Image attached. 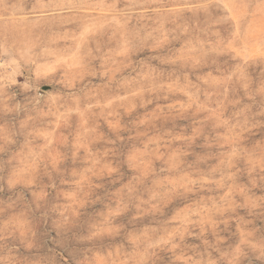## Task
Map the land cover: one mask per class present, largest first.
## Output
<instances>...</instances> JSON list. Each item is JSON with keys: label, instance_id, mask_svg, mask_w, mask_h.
<instances>
[{"label": "clouds", "instance_id": "9594fccd", "mask_svg": "<svg viewBox=\"0 0 264 264\" xmlns=\"http://www.w3.org/2000/svg\"><path fill=\"white\" fill-rule=\"evenodd\" d=\"M0 264H264V0H0Z\"/></svg>", "mask_w": 264, "mask_h": 264}]
</instances>
